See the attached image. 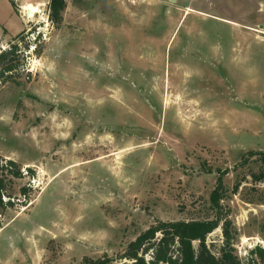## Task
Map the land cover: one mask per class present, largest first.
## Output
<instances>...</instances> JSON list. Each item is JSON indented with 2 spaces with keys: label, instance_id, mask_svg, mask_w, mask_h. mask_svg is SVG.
<instances>
[{
  "label": "rangeland",
  "instance_id": "1",
  "mask_svg": "<svg viewBox=\"0 0 264 264\" xmlns=\"http://www.w3.org/2000/svg\"><path fill=\"white\" fill-rule=\"evenodd\" d=\"M49 2L0 0V50L25 31L0 157L31 189L2 218L0 264H132L157 221L212 218L220 176L237 254L264 248V0H67L59 26Z\"/></svg>",
  "mask_w": 264,
  "mask_h": 264
},
{
  "label": "trees",
  "instance_id": "2",
  "mask_svg": "<svg viewBox=\"0 0 264 264\" xmlns=\"http://www.w3.org/2000/svg\"><path fill=\"white\" fill-rule=\"evenodd\" d=\"M66 7L67 0H50L49 19L54 25L59 26L62 23ZM24 32L11 40L9 48L0 50V87L7 82H16L17 68L20 66L18 58L23 52L20 43L25 41ZM40 37L39 33L38 38ZM23 49H29L27 42ZM252 154H259L264 163V151ZM28 172L32 176L35 174L30 167ZM253 176L256 181H263L264 168L259 175ZM22 178V168L16 161L0 157V224L8 210L19 203L27 205L31 201L30 187H20L16 193L14 185L16 180ZM239 188L240 183H237L233 192L236 193ZM226 196L227 189L223 177L220 176L210 196L215 212L212 218L159 220L130 241L119 258L130 260L132 264H256L254 255L264 260V248L259 245L251 250L247 261H243L237 254L233 246L235 233L232 220L222 213V200ZM219 227H222L225 241L219 250L220 254L217 255L208 245L207 237ZM113 260V257L108 256L85 257L81 264H111Z\"/></svg>",
  "mask_w": 264,
  "mask_h": 264
},
{
  "label": "bare ground",
  "instance_id": "3",
  "mask_svg": "<svg viewBox=\"0 0 264 264\" xmlns=\"http://www.w3.org/2000/svg\"><path fill=\"white\" fill-rule=\"evenodd\" d=\"M26 11L29 17L34 18L40 12V7L30 4L26 6Z\"/></svg>",
  "mask_w": 264,
  "mask_h": 264
},
{
  "label": "built area",
  "instance_id": "4",
  "mask_svg": "<svg viewBox=\"0 0 264 264\" xmlns=\"http://www.w3.org/2000/svg\"><path fill=\"white\" fill-rule=\"evenodd\" d=\"M25 10V9H24ZM25 16L27 17V18H31V17H29L28 15H27V11L25 10Z\"/></svg>",
  "mask_w": 264,
  "mask_h": 264
}]
</instances>
